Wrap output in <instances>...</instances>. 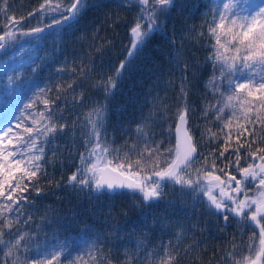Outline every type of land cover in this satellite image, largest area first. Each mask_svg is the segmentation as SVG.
Returning a JSON list of instances; mask_svg holds the SVG:
<instances>
[{
  "label": "snow or ice",
  "instance_id": "obj_1",
  "mask_svg": "<svg viewBox=\"0 0 264 264\" xmlns=\"http://www.w3.org/2000/svg\"><path fill=\"white\" fill-rule=\"evenodd\" d=\"M15 3L16 0H0V49L6 48L18 35L39 40V34L45 30L72 29L88 8L102 6L89 3V0H43L26 15L17 17L13 12ZM124 3H135L140 7L131 22L125 21L130 40L126 46L127 54L111 75L101 73L98 80L91 82L92 90L102 99L93 100L89 96L91 107L83 113L82 119L78 114L72 125L58 123L65 119V111L74 112L85 102L84 81L96 67L90 58L87 65L79 67L68 66L65 58V66L58 68L56 73L58 76L68 73L71 77L79 72L78 78L69 79L66 84L61 79L52 85L46 81L45 86L18 109V115L0 118V251L3 252L0 264H61L63 259H67L68 264H114V261L116 264H180L182 255H191L203 243L202 239L194 240L181 250L180 244L187 230L180 221H172L178 228L167 242L161 240L143 255L141 250L146 249V245L138 243L135 253L125 249L120 254L123 260L113 256L111 250L106 253L104 248H97L99 236L87 252L81 251L75 257L66 244L40 242L32 247L38 232L25 231L33 222L32 214L26 208L35 205L33 191L37 197L44 194L41 179L47 181L49 190L66 187L77 196H138L139 203L132 207L140 208L142 213L145 208L160 203L171 206L174 201L167 199L165 186H170L173 191L178 187L180 196H191V207L195 208L199 202L212 215L222 218L217 221L222 223L221 233L233 226L232 221L241 237L245 230L252 229L246 242L241 240L237 244L233 238L229 242L231 247L219 254L216 264H264V0H219L200 26L201 29L207 27L208 39L204 46L209 51L205 61L212 65V75L205 87L215 100L201 108L205 125L199 139L190 126V116L195 108L188 101V62L184 61L181 68L177 57L182 48L176 49L174 27L173 35L168 36L169 44L175 50L170 59L184 74L179 77L177 107L167 117L168 127L160 132V140H156L155 133L150 130V124L156 122L157 116L167 115L171 107L164 103L168 96L161 97L157 92L151 100L155 111L142 115L133 130L137 142L113 147V142L105 135L108 102L124 71L151 37L155 34L167 36L164 32L167 16L176 7L177 0H122L120 6ZM36 18L42 26L25 29V24ZM45 18L50 22L42 23ZM118 22V19L113 20L112 24ZM193 33L196 39L205 37L203 31L196 32L192 28L187 33L189 39ZM107 50L104 45L96 47V52L101 55ZM5 75L12 81L13 75L7 70ZM157 83H162L159 77ZM163 83L175 85L174 80ZM77 88L84 91L76 94ZM69 94L72 95L71 102ZM37 104H43V108L37 110ZM209 116L212 120H208ZM78 121L85 129L80 134L84 151L79 152L78 160L73 158L75 167L67 179L61 177L54 182L48 179L45 164L52 163L60 149L58 145L56 149L46 146L68 135L70 129L74 133ZM213 123L220 125L216 131L210 126ZM221 141L219 150L212 148L207 154L200 150ZM49 150L53 151L51 160L46 159ZM149 214L144 213V223ZM108 215L111 216V212ZM151 215V227L160 225L162 231L168 229L167 218ZM45 219H49L47 212L41 222ZM206 250V247L200 249ZM199 259V256L195 257L191 264H197Z\"/></svg>",
  "mask_w": 264,
  "mask_h": 264
},
{
  "label": "trees",
  "instance_id": "obj_2",
  "mask_svg": "<svg viewBox=\"0 0 264 264\" xmlns=\"http://www.w3.org/2000/svg\"><path fill=\"white\" fill-rule=\"evenodd\" d=\"M41 2L43 0H16L13 12L17 17L26 15L32 8L38 7ZM121 2L122 0H89V3H97L102 6L88 8L79 23L72 29H61L59 32L45 30L39 34L41 37L39 40H34L31 36L18 35L16 40L8 45L6 49L8 52L13 53L23 42H32L35 51L28 67L22 70L18 68L16 73L14 71L12 73L16 74V78L12 82L11 90L7 91L3 98L4 118L18 115V109H22L32 96L45 86L46 81L52 85L61 79L66 84L69 79L78 78L79 72L71 77L68 73L60 76L56 73L58 68L65 66V58H67L68 66L77 67L87 65L88 58H90L96 67L95 71L90 73L88 79L84 81V87L87 89L85 102L74 112L65 111L63 114L65 119L59 120L58 123L72 125L78 114L82 119L83 113L91 107L88 97L90 96L93 100L102 99L101 95L92 90L91 82L98 80L101 73L111 75L120 60L124 59L127 54L126 46L130 44V40L127 34L128 25L125 24V21L131 22L140 7L135 3H124L123 6H120ZM218 2L219 0H177L176 7L167 16V24L164 28L167 36L153 35L143 50L136 54L130 67L124 71L114 95L108 102L105 135L109 141L113 142V147L137 142L133 130L140 122L142 115L155 111L151 100L153 96L157 95V92L161 97L168 96L169 99L164 103L171 107L167 115L162 113L157 116L156 122L150 124V130L155 133V139L160 140V132L168 127L170 121L167 117L175 112L177 107L179 77L184 74L170 59L175 50L169 44L168 36L173 35L174 27L176 49L182 48L181 55L177 57L181 68L184 61L188 62L186 69L190 85L188 101L190 106L195 108L194 114L190 116V126L195 129V136L199 139L200 131L205 125V120L201 118V108L208 101L214 102L215 100L211 91L205 87L212 75V65L205 61L209 51L204 46L208 39L207 27L201 29L200 26L205 16L211 15L212 7ZM181 6H183V10H181ZM38 19L30 20L25 24V29L42 26ZM117 19L119 22L113 25L112 21ZM160 19L163 20L164 17L161 16ZM49 22L45 18L42 23ZM192 28H195L196 32L203 31L205 37L196 39L195 33H193L192 39H189L187 33ZM94 32L96 35H93ZM107 41H111V44H107ZM101 45L109 49L102 55L96 52V47ZM158 77L162 83H157ZM171 80L175 81V85L168 84L166 86L163 83ZM81 91L84 89L77 88L76 94ZM71 100L72 95L69 94V101L71 102ZM71 107L70 103L69 108ZM42 108L43 104H37V110ZM208 120H212V116H209ZM14 126L15 121H13V128ZM210 126L213 131L220 127L218 123H213ZM172 127H175L174 123ZM84 130L83 124L78 121L74 133L70 129L68 135L58 138L51 145L46 146L49 149H56L58 145L60 149L56 151V159L52 163L45 164V169L49 174L48 179L55 182L63 177L66 180L74 170L73 158L78 160L79 152L84 151L83 137L80 135ZM222 144L223 141L205 146L200 150L207 154L212 148L219 150ZM167 146V141H165V147ZM52 157L53 151H47L46 159L51 160ZM40 185L45 189L44 194L37 197L33 191L32 197H35V205L26 208V211L32 214L33 222L31 227L25 228V231L38 232V236L32 241V247L40 242H46L49 245L66 244L73 257L81 251L87 252L89 245L96 240L97 236L100 239V243L96 245L97 248H104L106 253L111 250L112 255L119 256L120 260L124 259L120 254L125 249L135 253L138 243L146 245V249L141 250V255H143L147 249L153 248L161 240L167 242L172 232L178 228V225L172 224V221H180L187 230V235L180 244L181 250L194 240H203L200 248L193 251L191 255L181 256L180 264H191V261L197 256L200 258L197 264H208L209 260L212 261V264H216L219 254L231 247L229 242L233 238L239 244L241 240L246 242L252 235V229L249 228L244 231L243 237H241L234 221H232L233 226L221 233L222 223H217V221L218 219L222 221V218L212 215L205 209V205L199 202H196L195 208L191 207L193 203L191 196H180L178 187L176 191H173L170 186H165L164 190L168 194L167 199L174 202L171 206L160 203L159 206L145 208L144 213L150 214L147 216V223H144V213L140 208L132 207L134 203H139L138 196L98 194L89 198L87 195L77 196L75 192L66 187L49 190L45 179L40 180ZM46 212L49 219L41 222V217L45 216ZM109 212H111V216L108 215ZM151 214L158 218H167L168 229L162 231L160 225L151 227L153 219ZM194 225L197 226L193 227ZM202 230L203 234L201 235ZM205 247L206 251H200ZM0 259H3L2 251H0ZM61 264H68V260L63 259ZM114 264H116L115 261Z\"/></svg>",
  "mask_w": 264,
  "mask_h": 264
},
{
  "label": "rangeland",
  "instance_id": "obj_3",
  "mask_svg": "<svg viewBox=\"0 0 264 264\" xmlns=\"http://www.w3.org/2000/svg\"><path fill=\"white\" fill-rule=\"evenodd\" d=\"M34 51V44L32 42H23L13 53L7 50L0 53V118H4L5 116V109L2 106L3 98L7 91L11 90L12 82L16 78V69L20 68L22 70L28 67L31 64ZM6 70L9 75H13L12 81H9L8 76L5 75ZM13 71L15 72L14 74H12Z\"/></svg>",
  "mask_w": 264,
  "mask_h": 264
},
{
  "label": "water",
  "instance_id": "obj_4",
  "mask_svg": "<svg viewBox=\"0 0 264 264\" xmlns=\"http://www.w3.org/2000/svg\"><path fill=\"white\" fill-rule=\"evenodd\" d=\"M5 50H6V48L0 49V53L4 52Z\"/></svg>",
  "mask_w": 264,
  "mask_h": 264
},
{
  "label": "bare ground",
  "instance_id": "obj_5",
  "mask_svg": "<svg viewBox=\"0 0 264 264\" xmlns=\"http://www.w3.org/2000/svg\"><path fill=\"white\" fill-rule=\"evenodd\" d=\"M8 48V46L6 47V49Z\"/></svg>",
  "mask_w": 264,
  "mask_h": 264
}]
</instances>
